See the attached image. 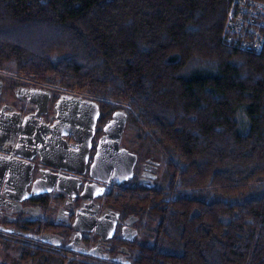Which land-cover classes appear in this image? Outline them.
<instances>
[{"label": "trees", "instance_id": "1", "mask_svg": "<svg viewBox=\"0 0 264 264\" xmlns=\"http://www.w3.org/2000/svg\"><path fill=\"white\" fill-rule=\"evenodd\" d=\"M237 1L264 10V0H0V71L122 107L165 163L161 193L121 200L149 228L133 264H264V29L247 46L227 39ZM0 245L21 264H93Z\"/></svg>", "mask_w": 264, "mask_h": 264}, {"label": "flooded vegetation", "instance_id": "2", "mask_svg": "<svg viewBox=\"0 0 264 264\" xmlns=\"http://www.w3.org/2000/svg\"><path fill=\"white\" fill-rule=\"evenodd\" d=\"M88 102L99 106L96 122ZM118 111L128 114L120 149L137 155L122 182L115 170L91 171ZM129 122L122 107L0 71V237L60 258L133 264L149 228L121 200L161 193L170 176Z\"/></svg>", "mask_w": 264, "mask_h": 264}, {"label": "water", "instance_id": "3", "mask_svg": "<svg viewBox=\"0 0 264 264\" xmlns=\"http://www.w3.org/2000/svg\"><path fill=\"white\" fill-rule=\"evenodd\" d=\"M88 109H94L96 118L99 115V106L95 103H86ZM128 114L122 111H118L114 114V118L107 125V141L101 143L99 153L92 165L91 171L97 178L102 173H111L115 170L119 173L120 181L129 180L133 177L134 167L137 162V155L130 153L125 149H120V141L122 134L127 125ZM118 158V159H114ZM135 236V234L133 235ZM31 237V236H29Z\"/></svg>", "mask_w": 264, "mask_h": 264}, {"label": "built area", "instance_id": "4", "mask_svg": "<svg viewBox=\"0 0 264 264\" xmlns=\"http://www.w3.org/2000/svg\"><path fill=\"white\" fill-rule=\"evenodd\" d=\"M264 10L247 2L237 1L229 12L226 24V35L229 41L241 42L244 46L259 39L264 29L262 17ZM261 49V46L258 47Z\"/></svg>", "mask_w": 264, "mask_h": 264}, {"label": "rangeland", "instance_id": "5", "mask_svg": "<svg viewBox=\"0 0 264 264\" xmlns=\"http://www.w3.org/2000/svg\"><path fill=\"white\" fill-rule=\"evenodd\" d=\"M129 125L131 127H135V125L131 124L130 122H129ZM128 130H129L130 133H134V137L133 138L140 137L138 131H134V130L132 131L131 128H128ZM248 196H250V195H248ZM0 262L6 263V264H21L19 259H18L17 252L12 247H4L2 245H0ZM30 264H45V262L42 261V260L41 261L40 260H37V261L35 260L34 262H31Z\"/></svg>", "mask_w": 264, "mask_h": 264}]
</instances>
